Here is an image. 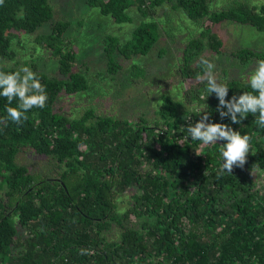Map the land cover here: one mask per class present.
<instances>
[{"label":"trees","instance_id":"1","mask_svg":"<svg viewBox=\"0 0 264 264\" xmlns=\"http://www.w3.org/2000/svg\"><path fill=\"white\" fill-rule=\"evenodd\" d=\"M85 4L114 23H131V8L144 18L125 41L104 37L111 74L121 69L114 54L135 59L150 52L160 36L162 7L180 13L197 33L183 44L176 75L195 84L181 98L161 95L151 119L144 113L119 117L93 108L70 116L59 108L60 98L88 88L86 75L74 69L75 38L65 35L71 22L54 18L52 0H3L0 70L32 67L48 100L44 108L28 110L20 125L0 124V264H264V186L248 176L257 171L264 177V128L252 114L239 124L230 117L221 120L215 93L202 99L207 83L199 63L207 50L226 52L242 66L264 60V52L253 48L225 50L214 29L230 21L264 30V1L231 0L220 9H210L209 0ZM44 24L50 31L40 32L37 41L56 60L57 74L37 69L34 59L9 64L16 58L12 40L17 34L32 35ZM133 67L135 77L144 76L138 63ZM216 78L229 87L226 99L251 91L249 77L236 78L223 69ZM18 103L0 96V117ZM186 104L210 113V122L252 137L243 168L219 173V144L224 142L191 140L182 128L203 113ZM28 152L45 163L32 170L25 162ZM124 197L128 203L120 208ZM136 219L135 227L131 221Z\"/></svg>","mask_w":264,"mask_h":264},{"label":"rangeland","instance_id":"2","mask_svg":"<svg viewBox=\"0 0 264 264\" xmlns=\"http://www.w3.org/2000/svg\"><path fill=\"white\" fill-rule=\"evenodd\" d=\"M56 3L55 19L69 20L71 25L65 35L74 40L76 60L74 69L86 75L88 88L60 98L59 108L70 116H80L87 108H93L100 113H113L119 117H129L135 113H144L148 118H154L156 103L161 95L169 94L174 99L181 98L195 81L181 80L176 75L183 44L197 33L196 25H189L181 14L168 7H162L157 16L160 22V36L150 52L135 59H125L121 55L114 54L115 60L121 65L114 74L108 72V58L105 52L104 37L107 34L116 35L120 40H127L134 28L144 18L131 8L128 13L133 17L131 23H114L109 16L101 15L95 7H89L85 0H52ZM231 0H209L210 9H220ZM251 4H259L264 0H244ZM180 27L182 30H180ZM223 41V48L233 49L237 47H249L264 52V30H256L249 25H241L232 22H223L214 28ZM47 24L39 27L32 35L18 33V37L12 40V49L16 58L8 61L9 64L30 62L36 60L37 69L50 76L57 74L55 59L41 48L38 40L40 32L48 33ZM214 65L213 74L223 75V69L236 78L249 77L257 66V60L246 66L226 52L220 55H212L207 50L203 53ZM138 63L145 72L144 76L135 77L133 65ZM32 70V67H30ZM33 71V70H32ZM186 108L199 109L198 105H185ZM24 162L23 160H20ZM25 162L30 164L31 169L40 168L45 163L42 157L28 152ZM256 183L264 186V177L252 171L248 174ZM120 208L126 207L127 197L123 198ZM137 226V219L131 221ZM118 231V230H117ZM115 230L114 233H117ZM113 237V236H112ZM115 237V236H114Z\"/></svg>","mask_w":264,"mask_h":264},{"label":"clouds","instance_id":"3","mask_svg":"<svg viewBox=\"0 0 264 264\" xmlns=\"http://www.w3.org/2000/svg\"><path fill=\"white\" fill-rule=\"evenodd\" d=\"M3 0H0V4ZM200 65L204 68L202 79L206 81V95L202 99L215 93L218 98L216 111L219 112L221 120L230 117L233 124H239L248 114L255 116L256 124L264 128V60L257 62L255 70L248 78L251 91H243L239 96L233 95L231 99H226L228 95L227 83L218 81L213 74L215 65L205 57H201ZM0 96L5 97L9 104L14 99H18L17 107H8L7 116L0 117V124L7 126L8 121L20 125L27 119L25 113L34 108H44L48 100L45 86L40 78L29 67H21L17 71L5 72L0 70ZM203 113L195 123L183 126L182 131L191 137V140L200 141L204 145H216L220 143V155L222 163L219 173H232L234 167L243 168L247 162V157L252 149V137L241 134L234 130L229 124L222 122H210V113L202 109L197 110V115ZM252 151V150H251ZM197 155L200 153L196 152Z\"/></svg>","mask_w":264,"mask_h":264}]
</instances>
